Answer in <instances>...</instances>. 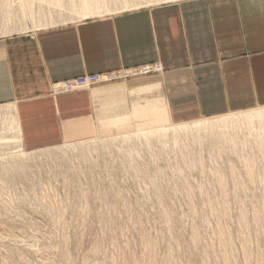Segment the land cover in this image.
Returning a JSON list of instances; mask_svg holds the SVG:
<instances>
[{
    "label": "rangeland",
    "instance_id": "1",
    "mask_svg": "<svg viewBox=\"0 0 264 264\" xmlns=\"http://www.w3.org/2000/svg\"><path fill=\"white\" fill-rule=\"evenodd\" d=\"M5 130L0 264H264V108L30 154Z\"/></svg>",
    "mask_w": 264,
    "mask_h": 264
},
{
    "label": "crops",
    "instance_id": "2",
    "mask_svg": "<svg viewBox=\"0 0 264 264\" xmlns=\"http://www.w3.org/2000/svg\"><path fill=\"white\" fill-rule=\"evenodd\" d=\"M69 1L0 0V120L24 152L264 108V0ZM146 64L164 72L60 89Z\"/></svg>",
    "mask_w": 264,
    "mask_h": 264
},
{
    "label": "built area",
    "instance_id": "3",
    "mask_svg": "<svg viewBox=\"0 0 264 264\" xmlns=\"http://www.w3.org/2000/svg\"><path fill=\"white\" fill-rule=\"evenodd\" d=\"M164 72L161 64H146L133 69L102 75H85L60 85L63 91L87 90L95 86L122 82L133 78L160 75Z\"/></svg>",
    "mask_w": 264,
    "mask_h": 264
},
{
    "label": "bare ground",
    "instance_id": "4",
    "mask_svg": "<svg viewBox=\"0 0 264 264\" xmlns=\"http://www.w3.org/2000/svg\"><path fill=\"white\" fill-rule=\"evenodd\" d=\"M161 75V74H160ZM152 76H155V75H152ZM147 77H150V76H147ZM129 80V79H128Z\"/></svg>",
    "mask_w": 264,
    "mask_h": 264
}]
</instances>
